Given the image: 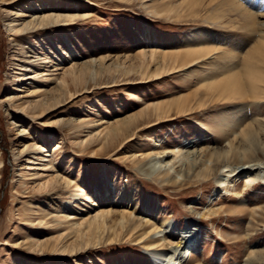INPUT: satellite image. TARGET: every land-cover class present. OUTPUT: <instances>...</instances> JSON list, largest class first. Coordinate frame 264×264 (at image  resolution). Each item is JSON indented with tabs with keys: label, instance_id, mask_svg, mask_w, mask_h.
<instances>
[{
	"label": "rangeland",
	"instance_id": "374dc122",
	"mask_svg": "<svg viewBox=\"0 0 264 264\" xmlns=\"http://www.w3.org/2000/svg\"><path fill=\"white\" fill-rule=\"evenodd\" d=\"M185 3L0 0V264H153L127 235L84 237L73 254L60 249L61 243L80 241L65 222L56 224L52 217L83 220L102 210H127L155 225L170 219L177 228L194 217L201 223L202 239L188 254L189 264H241L251 250L264 251L263 222L254 228L248 223V211L264 204L263 185L245 197L246 212L240 213L239 200L211 197L213 180L175 185L136 171L157 143L172 148L196 141L182 150L211 152L226 146L233 138L230 131L239 132L248 124L255 125L264 143V97L212 103L189 114L176 113L173 107L170 120L151 114L153 104L167 106L176 97L193 96L210 62L195 65L192 75L184 73L190 67L141 78L133 59L139 51L214 47L216 63L229 54L228 62L240 70L251 46L264 37V0L235 1L256 16V31L238 28L231 20L234 13L216 22L185 15L182 20L167 19L164 8ZM43 16L52 19L39 24ZM30 22L27 29L15 32ZM87 63L99 72L93 81L74 85L72 97L40 116L39 110L32 111L37 102L60 95L56 80L65 70ZM116 70H124L123 75L117 76ZM129 120L127 135L108 145L107 130ZM190 205L200 213L210 205L220 211L201 219L198 212H190ZM167 237L173 243L180 240L175 234ZM47 240L54 242L42 248L32 244Z\"/></svg>",
	"mask_w": 264,
	"mask_h": 264
},
{
	"label": "bare ground",
	"instance_id": "6f19581e",
	"mask_svg": "<svg viewBox=\"0 0 264 264\" xmlns=\"http://www.w3.org/2000/svg\"><path fill=\"white\" fill-rule=\"evenodd\" d=\"M235 1L186 0L185 4L177 8L171 6L164 8V14L167 19L175 21L182 20V16L185 15L189 19L200 18L216 22L231 15L230 13H234V18L232 17L233 19L231 20L233 23L234 21L238 22V28L256 31V16L251 14L247 7H242ZM183 9L184 12H187L186 14L180 13ZM51 17L43 16L39 24L47 23V20L52 19ZM55 22H58V18ZM30 24L31 22L22 28L16 29L15 32L17 34L21 33ZM215 50L214 47L175 51L141 50L134 55L133 59L138 69L137 74L141 78L148 79L159 78L162 75L180 72L190 67H192L191 70L188 69L184 73L186 76L192 75L195 65L203 64L205 61L210 62L208 66L203 67L205 68L203 69L204 73L200 80L197 81L199 84L192 92L193 96L176 97L167 106L153 104L151 114L154 117L157 119H172L170 112L173 107L176 113L189 114L191 111L203 109L212 103L225 104L238 101L247 96L254 99L264 97V73L261 70L263 69L262 65H264V37L258 39L251 46L245 57V63L240 70L235 69L236 66L233 62H228L229 54H226L223 60L216 63L218 58L214 55ZM99 60L102 63L104 58L101 57ZM224 63H226L225 66ZM212 64H215L214 68L216 70L211 68ZM150 65L155 66L153 71H149ZM222 67L225 70L220 74L208 77L207 74L209 72L217 73ZM123 71L116 70L114 72H116L117 76H122ZM108 72L110 73L111 70H108ZM98 74L99 72L94 71L89 63L80 69L72 65L56 80L57 91L60 92V95L58 97L55 96L51 102H37L32 107V111L36 112L39 110V116L42 115L52 106L72 97L74 95V85L81 86L86 81H93ZM48 75H51V73ZM46 78L45 80L51 79ZM131 120L126 122L119 121L107 130L105 141L108 145L127 135ZM253 127L255 125H244L239 132L233 129L229 132V134H233H231L233 138L228 139L226 146L223 149L213 148L211 152H206L202 148L198 150L195 148L182 150L183 148L194 147L197 144L196 141L191 142V146L187 145L188 142L172 148H167L161 145L162 143H157L139 161L141 163L136 167V171L138 174L143 175L144 178H159L165 183L168 182L175 185L201 184V182L213 180L216 186L211 191V197L213 194H219L220 197L237 199L239 200L238 211L240 213L242 212L241 210L246 212L245 197L250 191L254 190L256 185L261 184L264 186V143L259 141ZM63 182L66 186L71 187L70 182L65 177ZM50 185L51 182H47L45 186L48 187ZM211 197L208 200V204L211 203ZM189 210L191 213L198 212L193 205L189 206ZM219 211V209L210 205L206 206L201 213H198L201 219H211L212 216H217ZM248 214V223L252 228L258 222H263L262 226L264 227V204L250 209ZM51 219L56 224L65 222L67 229H70L69 233H73L76 237L75 240L80 241L78 245L74 243L64 245L61 243L60 249L63 252L69 251L72 254L83 245L81 241L84 237L95 235V238H100V236L102 237V235L109 233L112 237L125 235L131 237L130 240H133L134 244L141 246L153 264H189L188 254L202 239L200 235L201 223L194 217H191L183 228H177L170 219H163L159 225H155L149 222V219L135 217L127 210L117 212L102 210L98 211L94 216L86 217L83 220H72V217L67 219L59 216ZM171 234L180 236V240L176 243L168 240L167 236ZM52 242L54 241L47 240L45 243L33 242L32 244L42 248ZM56 245L57 243L54 246ZM241 264H264V251L251 250Z\"/></svg>",
	"mask_w": 264,
	"mask_h": 264
}]
</instances>
